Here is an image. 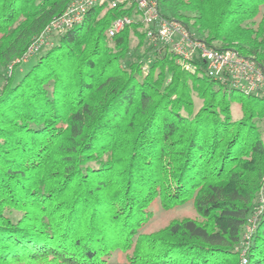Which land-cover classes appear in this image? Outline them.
Returning a JSON list of instances; mask_svg holds the SVG:
<instances>
[{
  "label": "trees",
  "instance_id": "obj_1",
  "mask_svg": "<svg viewBox=\"0 0 264 264\" xmlns=\"http://www.w3.org/2000/svg\"><path fill=\"white\" fill-rule=\"evenodd\" d=\"M69 1L0 0V264H112L117 253L125 264H242L243 252L264 264V99L158 55L141 24L109 38L131 12L104 6L17 79L15 61ZM157 1L209 46L264 68V0ZM157 202H191L198 217L143 235Z\"/></svg>",
  "mask_w": 264,
  "mask_h": 264
},
{
  "label": "built area",
  "instance_id": "obj_2",
  "mask_svg": "<svg viewBox=\"0 0 264 264\" xmlns=\"http://www.w3.org/2000/svg\"><path fill=\"white\" fill-rule=\"evenodd\" d=\"M99 6L131 12L130 16L117 18L111 23L107 30L109 38L117 36L127 27L141 24L147 44L154 47L158 55L173 54L177 62L189 72L195 73L202 68L214 81L244 95H255L264 99L263 67L254 60L247 59L234 48L218 49L209 46L184 24L164 15L157 0H70L63 13L52 19L19 62L27 61L43 45L52 47L54 43H51L50 39L81 26L90 11ZM258 200L262 205L264 195ZM261 212L262 208L257 207L250 224L244 228V240L251 238L257 216ZM241 258L242 264H248L245 252Z\"/></svg>",
  "mask_w": 264,
  "mask_h": 264
},
{
  "label": "rangeland",
  "instance_id": "obj_3",
  "mask_svg": "<svg viewBox=\"0 0 264 264\" xmlns=\"http://www.w3.org/2000/svg\"><path fill=\"white\" fill-rule=\"evenodd\" d=\"M262 16H264V7L261 10V13L259 15V17L256 19V22H260V19L262 18ZM192 24V22H191ZM194 33V32H193ZM51 43H55L56 40L55 39H50ZM131 45L132 47H135L137 44V40L132 37L131 39ZM50 48V46L47 45H43L42 47L39 48V50L37 51V53L32 54L33 56H31L27 61H23L21 62V66L16 70L15 73V77L17 79H19L20 77H22L23 74H25V72H28L30 70V68H32L34 66V64L37 63L38 59L41 57V55H43L48 49ZM138 54H142V51H140ZM137 57V55L134 58H131L129 60H127V64L132 63L133 61H135V58ZM19 59L15 61V63H19ZM5 76H9L10 75V70H4L3 71ZM4 80H0V90L3 87ZM193 104H194V111L195 113H197L201 107L203 106V101L201 99L198 98V96L196 94H193ZM231 118L233 121H240L243 118V111L242 108L240 106V104L238 102H234L232 103L231 106ZM258 126L260 128V132L262 135V140L264 141V118L261 120H258ZM153 212H154V218L153 220L147 224V226L141 231V233L143 235H149V234H154L157 233L158 231L166 228L172 221L174 220H182L185 218H197L198 215L195 211V208L193 206V203L188 202V204H186L183 207H179L176 209H172V210H164L161 205L159 204V202L154 203V205L151 207ZM245 234V231L244 233ZM243 237H245V235H243ZM242 260V258H241ZM126 258L122 253H117L114 254L111 263L112 264H125Z\"/></svg>",
  "mask_w": 264,
  "mask_h": 264
}]
</instances>
